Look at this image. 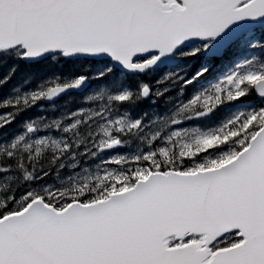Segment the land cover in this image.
Wrapping results in <instances>:
<instances>
[{"label": "snow or ice", "instance_id": "6c2138e0", "mask_svg": "<svg viewBox=\"0 0 264 264\" xmlns=\"http://www.w3.org/2000/svg\"><path fill=\"white\" fill-rule=\"evenodd\" d=\"M77 61L0 95V264H264V0H0V88Z\"/></svg>", "mask_w": 264, "mask_h": 264}, {"label": "trees", "instance_id": "16d2710c", "mask_svg": "<svg viewBox=\"0 0 264 264\" xmlns=\"http://www.w3.org/2000/svg\"><path fill=\"white\" fill-rule=\"evenodd\" d=\"M9 69V65L7 64H0V75L6 73ZM93 69L91 65L86 62L77 61L74 63L69 62L64 65L59 66H28L26 64H21L13 76L12 80L10 81L9 86L0 88V95H3L8 91V88L12 85H23L25 88H30L33 85L43 82V80L52 78L55 75H59L61 77L70 76L74 71L75 72H90ZM27 81V83H24ZM79 99V94L77 92H72L61 97L58 103L65 104L69 107L75 106V101ZM83 165H80L75 169L79 171L80 175L76 176L71 180L66 181V190H72L78 187L83 180L84 182L91 185L92 181L95 179V169L90 168L89 173H84L82 171ZM69 169H66L67 171Z\"/></svg>", "mask_w": 264, "mask_h": 264}, {"label": "rangeland", "instance_id": "374dc122", "mask_svg": "<svg viewBox=\"0 0 264 264\" xmlns=\"http://www.w3.org/2000/svg\"><path fill=\"white\" fill-rule=\"evenodd\" d=\"M73 172H79V171H76V170H67V171H65L64 175H62L60 177V179L64 181V185H63L64 189L66 188V181L69 180V179H67V177L69 175H72ZM75 177L76 176H73V178H75ZM10 183H14V182H10ZM5 191H7V188H5V186L3 184H0V193H3Z\"/></svg>", "mask_w": 264, "mask_h": 264}, {"label": "water", "instance_id": "95a60500", "mask_svg": "<svg viewBox=\"0 0 264 264\" xmlns=\"http://www.w3.org/2000/svg\"><path fill=\"white\" fill-rule=\"evenodd\" d=\"M71 92V91H70Z\"/></svg>", "mask_w": 264, "mask_h": 264}]
</instances>
